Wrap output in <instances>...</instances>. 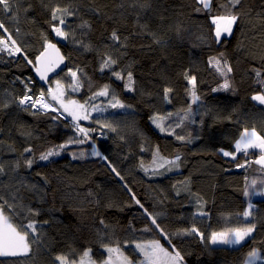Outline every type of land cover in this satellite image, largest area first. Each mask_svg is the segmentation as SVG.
<instances>
[{
	"label": "trees",
	"instance_id": "obj_1",
	"mask_svg": "<svg viewBox=\"0 0 264 264\" xmlns=\"http://www.w3.org/2000/svg\"><path fill=\"white\" fill-rule=\"evenodd\" d=\"M42 3L47 5V9L55 4L79 9L76 17L67 19L65 31H75L80 37L76 26L81 18L89 20L93 30L86 42H90L94 50L86 52L71 39L66 41L56 37L48 24L49 11L41 6ZM121 3L125 0H23L19 6L18 22L0 13V20L5 22L13 37L25 49L28 59L35 61L43 50L45 35L59 46L67 59V67L56 77L63 76L65 85L72 84L65 76L68 69L84 70L86 76H81V88L78 91L67 89L69 96L84 103L104 84H108L123 104L131 105L108 112L92 111L89 107L92 111L90 119L79 123L96 130L90 133L92 139L84 144H70L59 156L47 161L38 160L47 149L66 143L70 138L83 139L76 133L73 120L65 113L53 111L32 116L18 106L0 113V129L3 130L0 133V164L6 171V175L0 176V194L8 198V193L20 183L34 184L47 193L41 200V192L21 189L23 199L16 201L18 209L13 223L28 222L25 218L28 207L41 210L40 215L34 217L41 223L53 217L58 221L40 229L44 234L43 247L33 244L32 254L27 257H0V264H52L55 254L67 250L61 241L74 242L73 247L78 252L92 247L93 258L99 262L106 255L99 244L109 243V240L101 241L96 235L100 218L108 226L107 234L113 241H119L124 254L133 260L140 258L134 247L136 243L159 240L168 247L161 233L134 203L125 184L148 212L157 217V223L169 235L193 224L204 233V244L195 237L184 239L183 243L178 242L179 238L172 239V243L185 253L186 264H197V261L199 264H244L253 248L259 249L264 256V198L253 199L256 189H264V168L251 163L260 152L249 150L247 155L238 154L233 160L219 151L223 148L233 150L234 142L244 128L254 127L264 133V106L251 100V96L260 89L249 71L252 67L264 69V64L259 59L246 58L248 53L257 57L264 54V29L259 26L252 28L245 18L232 37L216 44L211 39L208 15L192 14L191 0H153L152 10L143 14L140 23H147L168 43L148 48L151 40L147 36L131 41L134 47L129 48L120 65L131 64L135 77V91H127L124 83L112 77L110 71L99 70L100 53L105 50L112 28L120 27L122 34L128 35L135 23L133 10L128 7L131 0H127L123 9L119 7ZM29 4L33 10L25 14L23 8ZM262 5L264 0H245L244 3L245 11L252 10L257 24L256 14L264 12ZM13 6L16 7L15 4ZM90 8H98L101 16L90 13ZM121 13L125 18L121 17ZM161 16L165 18L163 23ZM105 17L114 19L108 21ZM176 25L184 29L180 36L170 30V26ZM17 27L20 28L19 35L14 31ZM198 37H206L207 43H201ZM239 41H243V51L237 50ZM142 45L143 50H138ZM220 52L226 54L233 66L232 90L213 92L212 89L222 84L223 79L209 67L207 60ZM185 69H192L197 76L199 101L193 102L186 92L189 86L181 76ZM33 71L34 68L27 65L22 56L9 57L0 53V103L23 94V86L16 80L17 77H31L34 96L41 89L47 92L51 80L42 85ZM165 86L174 89L170 103L162 95ZM106 101L104 97H97L90 101V105ZM52 103L58 107V104ZM100 109L106 111V107ZM153 113H173L164 122L168 130L161 132L150 123L149 117ZM185 116L187 118L183 119L181 127H176ZM104 124L117 131L101 128ZM171 129L176 135L185 136L186 140H176L170 134ZM189 137L191 142H188ZM29 145L33 148L29 158L35 159L36 163L31 169L23 166L16 169L18 161L23 165L28 154L21 156V153ZM93 146L108 156L124 177L123 181L110 171L104 161L90 155ZM157 147L160 155L168 160L179 155V167L165 165L157 168L153 165V153ZM81 151L85 152L84 158H73V154L79 157ZM141 161L148 167V172L140 167ZM246 161L250 163L244 168L236 166ZM153 169L157 174H153ZM253 181L256 183L253 184ZM178 190L180 194L176 195ZM245 191L248 196L244 195ZM198 200L203 204L202 208ZM250 202L253 204V215L244 218L242 213ZM200 211L206 212L207 216L197 215ZM9 212L11 214V210ZM21 212L24 216L20 215ZM249 221L256 223L257 228L242 246L207 244L212 231L241 227ZM256 264H264V259Z\"/></svg>",
	"mask_w": 264,
	"mask_h": 264
},
{
	"label": "snow or ice",
	"instance_id": "obj_2",
	"mask_svg": "<svg viewBox=\"0 0 264 264\" xmlns=\"http://www.w3.org/2000/svg\"><path fill=\"white\" fill-rule=\"evenodd\" d=\"M126 2L127 0H125V3ZM22 3L23 0H0V13L7 14L12 20L18 22L19 6ZM125 3H121L119 7L122 9L125 8ZM244 3L245 0H191L190 6L192 14L208 15L210 20L211 39L216 44H221L234 35L236 27L241 21H244L245 18H247V24L252 28L259 26L261 29H264V12L256 14V17L258 18L257 24V22H255L256 18L252 16V10L248 9L245 11ZM14 4L16 7L13 6ZM41 6L49 11L50 19L48 24L56 37H60L66 41L71 39L73 43L86 52L94 50L93 45L90 42H86V38L93 30V25L89 20L81 18V22L76 26L80 31V37L76 36L75 31H65V27H67V19L70 17H76L79 13V9H74L70 5L61 6L60 4H55L51 7V9H47V5L43 3ZM128 7H130L134 13L135 23L133 24V29L128 35H123L120 27L112 28L111 32L107 36L105 50L100 53L99 70L101 72H104L105 70L110 71L112 77H114L117 81H122L124 83L125 90L135 91L136 81L131 64L120 67L122 61L127 57L129 48L134 47L131 41L133 39L147 36L151 40V44L147 45L148 48H151L152 45L164 46L168 43V41H166L158 31L151 30L147 23H140V20L144 18L143 14L152 10L153 0H131ZM262 7H264V5H262ZM32 10L33 7L31 4H29L26 8H23L25 14ZM88 11L97 17L101 16V12L98 8H90ZM121 17L125 18L124 13H121ZM105 19L112 21L114 18L105 17ZM164 19L165 18L163 16L160 17L161 23L164 22ZM170 30L174 31L177 36H180L182 31H184L180 25L170 26ZM14 31L17 35H19L20 28L17 27ZM43 39V51L35 57V61L28 59L25 49L20 45V43H18L17 39L13 37L12 32L9 31L8 27H6L5 22L0 20V53H6L9 57L22 56L26 64L31 65L35 69V72L39 75L41 80H47L48 73L53 72L56 68L63 64L65 57L60 53L56 44L47 39L46 35ZM197 39L200 40L201 43H207L206 37H198ZM143 48L144 46L142 45L138 50H143ZM237 50H244L243 41L238 42ZM246 58L251 60L259 59L260 63L264 64V54L257 57L252 53H248ZM207 64L223 79V83L217 88H213L212 91L217 92L221 90H232L231 74L233 73V66L228 61L226 54L224 52H220L216 55L210 56L207 60ZM249 71L255 78L254 82L256 86L260 89L251 96V100L258 103L260 106H264V69L252 67ZM68 74L72 78V84H70L69 87H71L73 91H78L82 86L81 76H86V73H84L83 69L77 68L76 71L69 69ZM181 76L189 86L186 88V92L191 96L192 101H199L200 96L197 95V76L192 73V69H185V71L181 73ZM16 80H18L23 86V94L0 103V113L6 112L7 109L13 106H18L22 111L28 112L32 116L47 114L49 111L67 113L74 122L76 133L83 137V139L70 138L66 143L47 149L39 155V161H47L51 157L59 156L61 152L70 144H84L92 139L90 133L96 130L82 127L79 123L81 120L90 119L89 107H91L92 111H102L99 107L90 105L91 100H95L97 97H110L109 106L112 108L131 107V105L123 104L108 84H104L98 91L94 92L89 100H86L84 103H80L77 100L65 98V89L59 80L55 81L54 88L51 86L48 87L47 92L41 89L39 94L35 96L32 94L31 85L33 81L31 80V77L25 79L17 77ZM173 92L174 89L171 86H165L163 88L162 95L166 102H171L170 96ZM50 101L58 104V107H54L53 103ZM172 115L173 113H168L166 115L153 113L149 117V121L161 132H164L168 130L166 129L164 122ZM55 118L56 117H54V119ZM186 118V116L182 118L180 123L176 124V127H181L183 119ZM101 128H109L112 132L117 131L108 124L101 125ZM2 131L3 130L0 129V133H2ZM170 134L174 135L175 139L178 141L186 140L185 136L176 135L174 129H171ZM24 135H31V133H24ZM101 135H103V133H101ZM121 139H123V137H121ZM187 139L188 142H191L190 137ZM256 149L259 150L260 155L254 161H251V163H255L264 168V136L260 135L253 127L251 130L248 128L243 129L239 139L235 141L232 151H226L224 149H220L219 151L224 157H231L235 160L237 154L247 155L249 150ZM32 153L33 148L31 145L25 147L21 156H24V154L28 155L24 157L23 165H21L18 161L15 168L19 169L23 166L24 168L31 169L36 163L35 159L29 158L32 156ZM90 155L98 157L104 161L111 172L119 177L121 181L124 180V177L121 176L116 167L112 165L108 156L98 150L97 147L93 146ZM84 157L85 152L83 151L79 153V157L73 154V158L82 159ZM180 159L179 155H176L172 160L162 157L160 155L159 148L157 147L156 151L153 153L152 164L157 168H163L165 165L179 167L178 162ZM158 161L162 162L158 163ZM248 163L250 162L246 161L245 164H237L236 166L238 168H244ZM140 167L143 168L145 172H148L149 170L148 167H145L143 161H141ZM153 174H157L155 169H153ZM3 175H6L5 167L3 164H0V176ZM37 175H39V173H37ZM47 183L48 181L45 179V184ZM184 183L186 185L187 181ZM252 183L255 184L256 182L253 181ZM124 187L131 195L134 203L143 210L147 218L150 219L151 224L161 233L162 237L168 243V247H164L159 240L136 243L135 249H138L143 256L140 264H186L185 253L182 252L181 248L178 247L177 244L172 243V239L174 237L179 238L178 242L183 243L184 239L195 237L201 244H204V233L201 232L195 224H193L191 227L178 229L176 232L169 235L160 227V224L157 223V217L149 213L140 200L136 199L131 188H129L127 184H125ZM21 189H26L28 192L32 193L38 191L41 192V200L47 195L43 189L37 188L36 185L25 183H20L19 187H16L12 192L8 193V198H6L5 195L0 194V256H30L32 254L33 244H36L38 247L44 246V241L42 239L44 234L40 231L43 225L58 223V221L55 220V217L51 220H45L43 223L37 221L34 217L39 216L41 210L39 208L31 207L27 208V216L25 218L28 222L26 224L23 222L20 224L13 223L14 215L18 209L16 201L18 199H23ZM179 194L180 192L178 190L176 195ZM244 195L248 196L249 193L245 191ZM261 195H264V193H261ZM197 203L201 208L203 207V204L200 203L199 200ZM108 207H112V205H108ZM252 207L253 206L249 204L248 208L242 213L244 218L252 217ZM9 210H11V214ZM20 215L24 216V213L21 212ZM197 215L207 216V213L200 211ZM99 225L100 228L96 231L98 239L101 241L109 240V243L101 242L99 244V247L106 253L103 259L97 262V260L93 258L92 247H86L83 251L78 252L77 249L73 247L74 242L66 243L61 241L62 243H65L67 250L55 254L52 257V264H133V261L124 254L121 243L119 241H113L107 234L108 226L104 219H99ZM256 228V223L249 221L241 227L225 228L221 231H212L207 238V244L213 246L224 245L228 247L242 246V243L245 242L247 238L252 236V234L256 231ZM145 230L148 231L150 229ZM125 244H127V242H125ZM188 255L191 254L188 253ZM262 259H264V256L261 255L259 249L253 248L248 252L245 264H256V261ZM197 264H199V261H197Z\"/></svg>",
	"mask_w": 264,
	"mask_h": 264
},
{
	"label": "rangeland",
	"instance_id": "obj_3",
	"mask_svg": "<svg viewBox=\"0 0 264 264\" xmlns=\"http://www.w3.org/2000/svg\"><path fill=\"white\" fill-rule=\"evenodd\" d=\"M68 72H69V69L67 70V72H66V77H68L70 80H71V83H72V78H71V76L68 74ZM63 77V76H62ZM62 77H54L52 80H51V82H50V84H51V87H55V81H57V80H59L60 82H61V84L64 86V89H65V94H66V99H71V100H77L75 97L73 98V97H71V96H69V94L67 93V89H70V90H72V88L71 87H69V86H67V85H65L63 82H62ZM50 87V86H49ZM73 91V90H72ZM104 98H106L107 99V101L105 102V103H103V102H101V103H96L95 104V106H97V107H99V108H103L104 109V107H106V111H101V112H108L109 110H115V109H122V108H112V107H110L109 106V99H110V97H104ZM78 101V100H77ZM51 102V101H50ZM52 103V102H51ZM89 112H90V116L92 115L91 114V112L92 111H90L89 110ZM98 112V111H97ZM59 113V112H58ZM69 118H71L67 113H65ZM96 114V113H95ZM81 121H84V120H81ZM80 121V122H81ZM82 127H83V125H81ZM251 130V129H250ZM260 135H262V136H264V133H262V132H260L259 130H256ZM240 137V136H239ZM239 139V138H238ZM237 140V139H236ZM235 140V141H236ZM235 143V142H234ZM224 149V148H223ZM224 150H226V151H232V150H229V149H224ZM256 150H258V149H256ZM238 155V154H237ZM260 155V154H259ZM259 155L256 157V159L259 157ZM257 191L254 193V195H253V199H257V198H264V195H261V193H264V189H256ZM249 204H251L252 206H253V204H252V202H250ZM248 208V207H247ZM141 243H145V242H141ZM161 243V242H160ZM162 244V243H161ZM163 245V244H162ZM164 246V245H163ZM134 247H135V245H134ZM165 247V246H164ZM136 251L140 254V258L138 259V260H133L131 257H129L132 261H133V264H140V261L143 259V256H142V254L139 252V250L138 249H136ZM127 256V255H126ZM0 257H4V256H0ZM263 260V259H262ZM262 260H259V261H256V263L257 262H260V261H262ZM245 264V263H244Z\"/></svg>",
	"mask_w": 264,
	"mask_h": 264
},
{
	"label": "water",
	"instance_id": "obj_4",
	"mask_svg": "<svg viewBox=\"0 0 264 264\" xmlns=\"http://www.w3.org/2000/svg\"><path fill=\"white\" fill-rule=\"evenodd\" d=\"M54 43V42H52ZM56 44V43H54ZM57 48H59V46L56 44ZM60 53L65 57V55L62 53L61 49L59 48ZM43 51V50H42ZM40 54V53H39ZM67 67V59L65 57V61L63 64H61L58 68H56L53 72L48 73V77L47 80H41L39 75L35 72V69L33 71L34 77L36 78V80L42 84V85H47V83L52 80L54 77H56L57 75L60 74V72H62L65 68Z\"/></svg>",
	"mask_w": 264,
	"mask_h": 264
}]
</instances>
